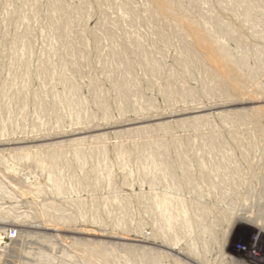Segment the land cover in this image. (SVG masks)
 Returning a JSON list of instances; mask_svg holds the SVG:
<instances>
[{
  "label": "rangeland",
  "instance_id": "1",
  "mask_svg": "<svg viewBox=\"0 0 264 264\" xmlns=\"http://www.w3.org/2000/svg\"><path fill=\"white\" fill-rule=\"evenodd\" d=\"M48 1L0 0V264H264V235H257L264 232V0H170L175 7L167 12L150 0H128L138 12L134 26L120 0H59V17H52ZM103 23L115 31L116 59L125 58L130 68L113 66ZM182 24L209 31V52L187 37L198 66L173 36ZM134 36L159 63L161 78L120 47ZM217 44L232 62L216 61ZM200 67L217 79H209V90ZM121 75L133 80L134 90H118ZM72 94L78 106L64 102ZM212 134L233 190L197 167L200 161L209 167L212 156L199 141ZM145 140L168 145L176 186L141 166L134 145ZM175 150L194 174L190 184ZM52 158L61 165L55 172L61 194L46 171ZM161 196L184 201L194 216L205 210L204 218L169 238L158 214H173L175 226L181 214L159 209ZM124 202L127 214L118 206ZM206 224L212 238L198 231Z\"/></svg>",
  "mask_w": 264,
  "mask_h": 264
},
{
  "label": "bare ground",
  "instance_id": "2",
  "mask_svg": "<svg viewBox=\"0 0 264 264\" xmlns=\"http://www.w3.org/2000/svg\"><path fill=\"white\" fill-rule=\"evenodd\" d=\"M99 2H103V1H106V2H110L111 4H115L113 2V0H98ZM153 5L157 8L158 11H170L171 9H173V7H175V3L170 1V0H150ZM241 1V0H240ZM62 2V1H61ZM59 0H49L48 1V7L50 9V11L52 12V17L55 16V17H59L63 11H64V5L61 3ZM218 4V3H217ZM246 5V4H245ZM116 6V5H115ZM84 7V6H83ZM118 8H120L127 16V18L129 19V22H131L134 25H137L139 24V18H138V15L136 12L128 3V0H120L119 4H118ZM261 10V9H260ZM157 12V11H156ZM172 12V11H171ZM155 14H158V13H155ZM155 19L160 22V18L155 15ZM248 14V13H246ZM245 14V15H246ZM256 14V13H255ZM163 15V14H161ZM208 15V14H207ZM248 18H250L248 16ZM64 19V18H63ZM151 19V17H150ZM246 19V18H245ZM73 20V19H72ZM249 20V19H248ZM250 21V20H249ZM154 22V21H152ZM52 23V22H51ZM170 23V22H169ZM251 23V22H250ZM253 23V22H252ZM172 24V23H171ZM170 24V25H171ZM142 25V24H141ZM208 25V24H207ZM164 26V25H163ZM196 26V25H195ZM175 27V26H174ZM181 29L178 31L176 30L175 28H172L173 30V36L176 37L180 43V52L181 54L184 53L188 56L189 58V62H192V64H194L195 66H198L199 62L197 60V58L195 57L196 55L194 54V51L192 50V48L189 46V41L187 39L188 35L190 37H192L197 43H200L201 45L205 46L207 49H208V52H209V31L204 28V32L203 34H199L198 31L194 28H191L190 26H188L187 24H182L181 25ZM204 27H206L204 25ZM135 28V27H134ZM158 28V27H157ZM170 28V26H169ZM254 28V27H252ZM66 29V27L64 28ZM98 30V29H97ZM100 30L102 32V34L104 35V37L109 41V50L110 51V58H111V62L113 63V66L114 67H119L121 68H130V63L128 60H126L125 58H118L116 59L117 57L114 55V50H116L118 48V44H117V39H116V36H115V31L112 29L111 25H109L108 23H103L101 26H100ZM171 32V31H170ZM166 33V32H165ZM65 33L64 31H61L57 34V37L58 39L62 40L63 37H64ZM135 35V34H134ZM68 36V35H67ZM160 38L165 41V39L167 38L163 33H160L159 34ZM238 37V36H237ZM264 38V37H263ZM169 41V40H168ZM234 41V40H233ZM237 43V42H236ZM123 44V43H122ZM264 44V43H263ZM122 47L123 50H130L132 51L138 58H139V61L141 63V65H143L146 69V71L151 74L152 76H155V77H158V78H161L163 75H162V69L161 67L159 66V63L153 59L152 57H150L148 51L145 50L144 46H143V42L140 38L134 36L132 38H130L125 44H123V46H120ZM215 47V46H214ZM120 49V48H118ZM226 49L217 44V47H215L214 49H212V53H213V57L216 59L217 62H221L222 63H230L232 62L231 61V58L233 55H231V58H230V55L229 53H227L225 51ZM53 51V50H52ZM211 51V50H210ZM118 52V51H117ZM128 53V51H127ZM118 54V53H117ZM121 54V53H120ZM231 54V53H230ZM74 55V54H73ZM236 56V55H235ZM123 57V56H122ZM58 58V57H57ZM62 58V57H61ZM65 58V57H64ZM75 58V57H74ZM15 59H13L14 61ZM74 61V60H73ZM236 62V61H235ZM132 63V62H131ZM139 63V64H140ZM221 63V64H222ZM57 64V63H56ZM220 64V65H221ZM232 64V63H231ZM235 64V63H234ZM112 66V67H113ZM236 66V65H234ZM50 67V66H49ZM221 67V66H220ZM51 68V67H50ZM63 68V67H62ZM201 68V67H200ZM236 68V67H235ZM40 69V68H39ZM46 69V65H42L41 66V70H45ZM61 69V68H60ZM144 69V70H145ZM203 70V73L205 75V79H206V82H205V85L208 86V90H209V79H213L214 81H217L216 77L209 74V70L207 69H204V68H201ZM237 69V68H236ZM235 70V69H234ZM238 70V69H237ZM51 71V70H50ZM46 72V71H45ZM243 73V72H242ZM236 74V73H235ZM238 74V73H237ZM165 75V74H164ZM110 76V75H109ZM44 77V76H43ZM154 77V78H155ZM226 77V76H225ZM241 77V76H240ZM246 77V76H245ZM61 78V77H60ZM116 78V77H115ZM172 78H173V75H172ZM228 78V77H227ZM25 79V78H24ZM164 79V78H163ZM61 80V79H59ZM116 80V79H115ZM238 80V79H237ZM249 80V79H248ZM252 81V80H251ZM67 82V81H66ZM116 82V87L118 88V90H123L126 93H129L131 92V90H134L135 89V86L136 84L133 82L132 79H129L127 78L126 76L124 75H121L117 78V81ZM235 82V81H234ZM64 83V82H63ZM68 83H70L68 81ZM73 83V82H72ZM218 83V82H217ZM236 83V82H235ZM246 83V82H245ZM65 84V83H64ZM220 84V83H219ZM218 84V85H219ZM253 84V83H252ZM216 85V84H215ZM240 85V84H239ZM174 88V87H173ZM67 90V89H66ZM73 90L72 93H75L74 90L75 88H72L70 89V91ZM117 90V92H118ZM177 90H180V91H183L184 89L182 87L178 88L177 87ZM218 90V89H217ZM251 90V89H250ZM76 91V90H75ZM116 91V90H115ZM222 93L223 90H221ZM219 92V91H218ZM67 93V92H66ZM4 94V93H3ZM65 94V92H64ZM119 95V94H118ZM21 96V94H20ZM73 96V94H72ZM68 96L67 98H64V102L69 106V107H73V106H78L77 104V101L76 99L74 98V96ZM98 97V96H97ZM120 97V96H119ZM40 98V97H39ZM121 98V97H120ZM105 99V98H104ZM124 99V97H122V100ZM101 100V99H100ZM43 102V101H42ZM101 102V101H100ZM41 103V102H40ZM64 103V105H65ZM66 105V106H67ZM3 109V108H2ZM43 110V107L41 108ZM72 109V108H71ZM46 111V110H45ZM79 116V115H78ZM78 121V120H77ZM209 128V127H208ZM207 129V128H206ZM201 131V130H200ZM204 132V131H203ZM202 132V133H203ZM208 132V130H207ZM207 132H205L206 134H208ZM211 133V132H210ZM216 133V132H214ZM219 134V133H218ZM217 134V135H218ZM204 135V134H203ZM253 135V134H252ZM196 138L198 135H195ZM219 136V135H218ZM205 137V136H204ZM150 138V137H149ZM154 138V137H153ZM198 138H201V137H198ZM238 138V137H237ZM145 139V138H143ZM148 139V138H146ZM152 139V138H150ZM146 141V140H145ZM176 141V140H174ZM219 141L216 134H212V135H208L206 136L205 138H202L200 141H199V144L201 145L202 147V151L203 153L206 155V156H212L211 160L210 159H207L209 160V167H205L201 161L199 163V165L197 167H199L198 169L201 170V171H207V169H209L210 171H212L216 177H219V182H218V186L220 188H225V189H229V190H233L234 189V186H235V180L233 178H230V179H227L225 176V174H227L229 170V168H227L226 166V163H224V156H221L220 155V149H219ZM191 142V141H190ZM174 143V142H173ZM192 143V142H191ZM182 144V143H181ZM155 147V149L151 146ZM174 145V144H173ZM189 145V144H188ZM193 145V144H192ZM197 144H195V147H196ZM200 145L198 147H200ZM157 146V147H156ZM168 145L165 144L164 142L162 141H146V142H141L139 144H135L134 145V148L135 150L139 153H142V156L140 159H141V166H145L146 169L145 171L147 172L148 171H153V172H159L161 173L162 177H164L166 179V181L171 185V186H176L175 185V181H174V178L177 177L172 174V168L171 166L169 165L168 163V160L166 159V156L168 155ZM181 146V145H180ZM190 146V145H189ZM254 146V145H253ZM185 147V146H184ZM188 147V146H187ZM176 148V147H175ZM189 148V147H188ZM77 150V149H76ZM75 150V151H76ZM186 150V149H185ZM201 150V148L199 149ZM197 149V151H199ZM53 151V150H52ZM51 151V153H52ZM55 151V150H54ZM56 151H58L56 149ZM120 153L122 154H125L126 153V149L125 148H119L118 150ZM62 152V151H61ZM79 152V150H78ZM175 153L172 152V154H175L176 155V158H175V163L178 164V170H180L182 173H183V178H184V181L185 183H192V176L194 175H191V172L188 167V164H187V161L184 159L183 155H182V152L179 150H175L174 151ZM29 153V152H28ZM27 153V154H28ZM80 153V152H79ZM100 153L102 155L103 151L100 150ZM20 153H18L17 155H19ZM31 154V153H30ZM38 154V153H37ZM50 154V153H49ZM48 154V155H49ZM88 154V153H87ZM127 154V153H126ZM14 155V154H13ZM16 155V153H15ZM34 155V154H33ZM198 155V153H197ZM230 155V154H229ZM57 156V155H56ZM169 156V155H168ZM167 156V157H168ZM28 157V155H27ZM77 157V156H76ZM201 157V156H199ZM59 158V157H58ZM63 158V157H62ZM33 159H34V156H33ZM48 159V157H47ZM201 159V158H200ZM34 161V160H33ZM206 161V160H205ZM222 161V162H221ZM40 162V161H39ZM43 162V160H42ZM64 162V161H63ZM194 162V161H193ZM204 162V161H203ZM80 163V162H78ZM139 163V162H138ZM207 163V162H206ZM65 164V163H64ZM196 164V163H195ZM43 165V163H42ZM46 165H47V162H46ZM59 165H60V162L58 160H55L54 158L50 159L49 160V163L46 167V171L48 173V176L50 177V180L52 181V184L54 186V191L55 193L57 194H61L62 193V185L60 184V180L55 178V172L57 167L59 169ZM66 165V164H65ZM191 165V163H190ZM44 166V165H43ZM41 165H39V167H43ZM61 167V165H60ZM80 167V166H79ZM145 167H142V169H144ZM65 168V166H64ZM233 168V167H232ZM230 168V169H232ZM45 171V172H46ZM208 173V172H207ZM233 174L236 175V170L233 169L232 171ZM96 174V173H94ZM146 174V173H144ZM149 175H151L150 173H148ZM146 174V175H148ZM199 174V173H198ZM202 174V173H201ZM156 175V174H155ZM212 175V174H211ZM160 176V175H159ZM202 176V175H201ZM199 176V177H201ZM227 176V175H226ZM205 177V175L203 176ZM214 177V176H213ZM151 178V177H149ZM154 178V176H153ZM202 178V177H201ZM235 178V177H234ZM156 179V177H155ZM214 179V178H213ZM153 180V179H152ZM158 180V179H157ZM183 180V179H182ZM203 180V179H202ZM208 180V178H207ZM60 181V182H59ZM194 181V179H193ZM151 182V181H150ZM159 182V181H158ZM194 183V182H193ZM155 184V183H153ZM169 185V186H170ZM179 185V184H178ZM192 185V184H191ZM194 185V184H193ZM192 185V186H193ZM207 185V184H206ZM76 186V185H75ZM179 187V186H178ZM190 187V186H188ZM198 188V187H196ZM193 189V188H192ZM154 192V191H153ZM152 192V193H153ZM193 192V191H192ZM197 192V191H196ZM230 192V191H229ZM233 192V191H232ZM154 195V194H153ZM143 196V195H142ZM157 197V196H156ZM155 197V198H156ZM144 198V197H142ZM155 198H152V204H154L153 202V199ZM146 200V198H144ZM158 199V198H157ZM122 200V199H121ZM125 201V200H124ZM142 201V199H141ZM121 202V201H120ZM144 202V201H143ZM156 202V201H155ZM127 202H124V203H120L118 204V206L123 210V213L127 214V205H126ZM141 203V202H140ZM156 205L158 206V208L160 209H165V208H168V211L172 208V209H176L175 212H179L181 214V218H180V225L181 226V229L179 228V226H175L176 224V221H175V216L173 214H169L167 212H163L161 211L160 212V215L158 214V217L159 218H163L165 222H160L162 223V226L165 227V231L163 230L161 233L164 234L166 233V235L170 238H175V236L180 233V230H182L183 232L187 233V231H190V227L189 224L191 223V221H195L194 224L197 225V219H201V218H204L203 217V213L204 211H202L200 214H198L197 216H194L196 214H191L190 212V209H188V206L189 205H186V203H184V201H180V200H169L167 197L165 196H161V199L158 200L156 202ZM82 206V205H81ZM147 206V205H146ZM155 207V205H153ZM156 206V207H157ZM194 206V205H193ZM185 208H187V212L184 210ZM191 208H194L191 206ZM197 208V207H196ZM80 209V208H79ZM155 209V208H154ZM121 210V211H122ZM156 210V209H155ZM158 210V209H157ZM189 210V211H188ZM165 211V210H164ZM190 212V213H188ZM200 212V211H199ZM198 212V213H199ZM81 213V212H80ZM62 219V218H61ZM64 219H66V217H64ZM63 219V220H64ZM65 221V220H64ZM161 221V220H160ZM117 222V221H116ZM123 221L121 219H119V221L117 222L119 225H121ZM159 224V228L158 229H161L162 226L161 224ZM240 224H244L243 222H239ZM201 226V225H200ZM203 227L202 228H199V232L200 234L202 235H208V237L210 236L212 238V229L210 226L212 225H202ZM4 228V227H3ZM201 229V230H200ZM161 234V235H162ZM198 234V235H200ZM257 235H264V232L261 231V230H258L257 232ZM163 236V235H162ZM203 237V236H202ZM201 239V238H200ZM204 239V238H202ZM209 239V238H208ZM202 243V242H201ZM213 243V242H212ZM174 248V247H173ZM190 248V247H189ZM193 248V247H192ZM246 251V250H245ZM248 251V250H247ZM252 251V250H251ZM195 253V252H194ZM145 254V252H144ZM149 254V253H148ZM249 254V253H248ZM252 255V253H250ZM249 256V255H248ZM142 258L150 263L151 261H153L151 259L150 256H148L147 254L143 255ZM179 260V259H178ZM236 261V260H235ZM181 262V261H180ZM229 263H233V262H229ZM228 263V264H229ZM127 264V262H126ZM132 264V263H131Z\"/></svg>",
  "mask_w": 264,
  "mask_h": 264
}]
</instances>
